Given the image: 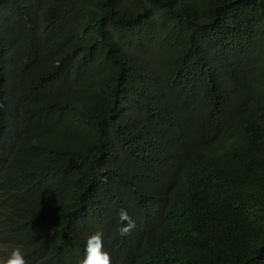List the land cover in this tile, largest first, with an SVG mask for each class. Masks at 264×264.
Wrapping results in <instances>:
<instances>
[{
	"label": "trees",
	"instance_id": "16d2710c",
	"mask_svg": "<svg viewBox=\"0 0 264 264\" xmlns=\"http://www.w3.org/2000/svg\"><path fill=\"white\" fill-rule=\"evenodd\" d=\"M95 232L264 264V0H0V245L78 264Z\"/></svg>",
	"mask_w": 264,
	"mask_h": 264
},
{
	"label": "clouds",
	"instance_id": "9594fccd",
	"mask_svg": "<svg viewBox=\"0 0 264 264\" xmlns=\"http://www.w3.org/2000/svg\"><path fill=\"white\" fill-rule=\"evenodd\" d=\"M118 222L116 232L121 235H129L135 228V221L125 208L117 212ZM162 229V228H160ZM137 230L134 233V237ZM27 252L23 245H0V264H29L26 260ZM78 264H111V256L104 249V241L101 232L90 234L86 240L85 255Z\"/></svg>",
	"mask_w": 264,
	"mask_h": 264
}]
</instances>
